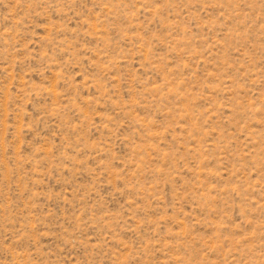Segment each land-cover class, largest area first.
<instances>
[{"label":"rangeland","instance_id":"rangeland-1","mask_svg":"<svg viewBox=\"0 0 264 264\" xmlns=\"http://www.w3.org/2000/svg\"><path fill=\"white\" fill-rule=\"evenodd\" d=\"M0 264H264V0H0Z\"/></svg>","mask_w":264,"mask_h":264}]
</instances>
